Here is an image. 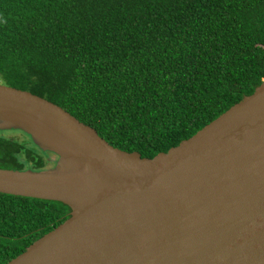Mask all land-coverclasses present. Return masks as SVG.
<instances>
[{
  "label": "trees",
  "instance_id": "1",
  "mask_svg": "<svg viewBox=\"0 0 264 264\" xmlns=\"http://www.w3.org/2000/svg\"><path fill=\"white\" fill-rule=\"evenodd\" d=\"M263 80L264 0H0V83L144 157L190 137ZM24 135L0 131V168L43 167ZM69 211L0 192V264Z\"/></svg>",
  "mask_w": 264,
  "mask_h": 264
},
{
  "label": "water",
  "instance_id": "2",
  "mask_svg": "<svg viewBox=\"0 0 264 264\" xmlns=\"http://www.w3.org/2000/svg\"><path fill=\"white\" fill-rule=\"evenodd\" d=\"M0 130L57 157L48 170L0 168V192L70 208L4 264H264V80L153 157L1 83Z\"/></svg>",
  "mask_w": 264,
  "mask_h": 264
},
{
  "label": "rangeland",
  "instance_id": "3",
  "mask_svg": "<svg viewBox=\"0 0 264 264\" xmlns=\"http://www.w3.org/2000/svg\"><path fill=\"white\" fill-rule=\"evenodd\" d=\"M0 131H3L5 134H13L14 136H16L17 138L19 139H27L26 138V135H24V132L20 131V130H0ZM29 138V137H28ZM30 139V138H29ZM31 141V139H30ZM32 142V141H31ZM33 144V142H32ZM34 145V144H33ZM37 147V146H36ZM39 148L37 147L36 150H38ZM40 150V149H39ZM39 154H42L43 157H44V165L42 168H40L41 170L42 169H53V168H56V160L55 159V155H53L52 153L50 152H46V151H41L39 152ZM26 169H32L31 167H27ZM39 169V170H40Z\"/></svg>",
  "mask_w": 264,
  "mask_h": 264
},
{
  "label": "flooded vegetation",
  "instance_id": "4",
  "mask_svg": "<svg viewBox=\"0 0 264 264\" xmlns=\"http://www.w3.org/2000/svg\"><path fill=\"white\" fill-rule=\"evenodd\" d=\"M55 159H57V157H55Z\"/></svg>",
  "mask_w": 264,
  "mask_h": 264
}]
</instances>
